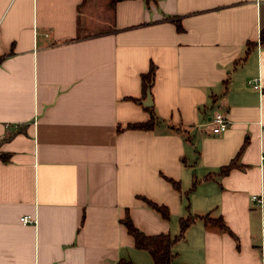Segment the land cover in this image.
<instances>
[{"label": "crops", "instance_id": "obj_1", "mask_svg": "<svg viewBox=\"0 0 264 264\" xmlns=\"http://www.w3.org/2000/svg\"><path fill=\"white\" fill-rule=\"evenodd\" d=\"M263 28L264 0H0V264H152L127 213L147 235L222 218L172 264H263Z\"/></svg>", "mask_w": 264, "mask_h": 264}, {"label": "trees", "instance_id": "obj_2", "mask_svg": "<svg viewBox=\"0 0 264 264\" xmlns=\"http://www.w3.org/2000/svg\"><path fill=\"white\" fill-rule=\"evenodd\" d=\"M113 2L115 0H112ZM175 22L176 27L181 29L180 21L178 18H172ZM260 39H264V28L261 29ZM155 75V66L151 63L147 72L141 74V80L143 85V92L145 93L146 89L150 87ZM149 110L150 117L145 122H136V123H129L126 126L128 128H144L148 129L151 128L156 120V114L152 108V106L146 107ZM232 166V162L228 165L222 166L220 168V173L224 174L228 171V169ZM172 183L177 187L178 184L172 180ZM195 182L192 184L194 187ZM147 204L155 208L157 211L161 213L163 217L168 216V210L166 206L157 204L153 201L146 199ZM201 218L204 220L205 223H213L220 229L228 230V227L225 225L221 217L211 218L208 215L202 216H188L186 218L180 219V226L179 232L173 236L167 233H158L153 235H147L139 230L132 222L130 216L125 214L124 218L122 219L123 224L127 228V231L134 240V245L137 248L146 249L149 251L153 258L152 264H172L174 253L172 252V245L179 239L184 236L185 230L187 227L196 219ZM263 237H264V227H263ZM117 264H133L129 260L121 258L118 260Z\"/></svg>", "mask_w": 264, "mask_h": 264}, {"label": "built area", "instance_id": "obj_3", "mask_svg": "<svg viewBox=\"0 0 264 264\" xmlns=\"http://www.w3.org/2000/svg\"><path fill=\"white\" fill-rule=\"evenodd\" d=\"M249 83L253 85L255 88H259V79L258 78H253V80H248ZM210 130L213 134H219L227 128L229 119L226 117V115L221 112V111H215L214 114L210 117ZM261 161H264V152H262L260 156ZM252 199L257 200L260 205H263L264 203V198L262 196H258L256 194H253L251 196ZM21 220L23 222H28L30 221L28 215H22ZM263 264H264V252H263Z\"/></svg>", "mask_w": 264, "mask_h": 264}, {"label": "water", "instance_id": "obj_4", "mask_svg": "<svg viewBox=\"0 0 264 264\" xmlns=\"http://www.w3.org/2000/svg\"><path fill=\"white\" fill-rule=\"evenodd\" d=\"M151 99V96H150V92H149V90L147 91V102L145 101V104H149L148 102H149V100Z\"/></svg>", "mask_w": 264, "mask_h": 264}]
</instances>
